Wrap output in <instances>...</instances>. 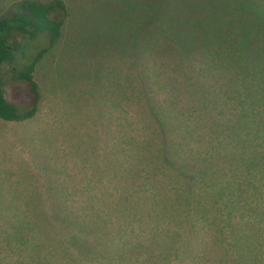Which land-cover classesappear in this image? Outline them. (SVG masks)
<instances>
[{
	"label": "rangeland",
	"instance_id": "374dc122",
	"mask_svg": "<svg viewBox=\"0 0 264 264\" xmlns=\"http://www.w3.org/2000/svg\"><path fill=\"white\" fill-rule=\"evenodd\" d=\"M51 1L5 0L0 19L22 13L24 2ZM58 1L64 12L51 18L63 22L62 34L34 74L37 113L0 120V264H264L256 148L241 146L234 173L183 179L182 192L167 189L173 180H158L153 190L135 172L142 159L149 175L156 147L168 143L154 133L142 145L132 127L135 79L145 87L150 71L155 1ZM169 1L177 44L193 67L207 68L195 82L203 84L202 114L234 115L240 87L217 68L223 53L264 52V0ZM182 131L184 140L171 148L219 165L220 140L190 123Z\"/></svg>",
	"mask_w": 264,
	"mask_h": 264
},
{
	"label": "trees",
	"instance_id": "16d2710c",
	"mask_svg": "<svg viewBox=\"0 0 264 264\" xmlns=\"http://www.w3.org/2000/svg\"><path fill=\"white\" fill-rule=\"evenodd\" d=\"M3 1L0 0V3ZM154 1L150 17V71L145 76V87L141 79H135L138 96L134 100L132 127L142 145L154 133L166 135L165 140L169 144L165 141L160 149L156 147L154 156L147 164L150 165L149 175L144 169V161L140 159L141 170L135 167V172L140 175V184L157 190L158 180H173L171 184L166 183L167 189L182 192L185 187L183 179L187 177H223L226 168L234 173V168L240 165L239 151L244 144L260 151L255 163L264 171V52L221 54L224 67L217 69L224 70L218 73L227 80L235 81L236 86L240 87L237 93L238 97L241 96L238 99L239 109L234 115L222 119L211 113L202 114L208 113L201 104L203 97L197 95V89L203 84L196 87L195 82L199 81L198 77H202L207 68L199 70V73L193 67L188 53L182 52L177 44L174 34L178 32L175 5L169 0ZM20 9L22 13L11 12L9 17L0 19V120L5 122H24L36 115L40 92L34 81L35 70L58 42L63 28V22L51 18L55 12H64L62 2L58 0L45 5L24 2ZM162 9H166L165 13L160 12ZM168 42L173 45L166 49L160 48ZM39 43L44 45L37 50ZM34 45L37 46L33 49ZM189 123L191 126H200L208 139L210 132L209 140H220L216 141L215 147L219 154L216 160H220V163L215 164L214 169V163H208L209 159L204 155L182 152L179 146L170 147L171 141L184 140L182 128L189 126ZM120 135L122 143L128 133L125 131ZM217 143L223 146L219 147ZM133 178L134 175L127 180Z\"/></svg>",
	"mask_w": 264,
	"mask_h": 264
}]
</instances>
